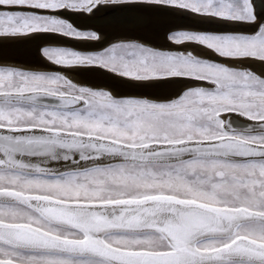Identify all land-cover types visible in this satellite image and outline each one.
Here are the masks:
<instances>
[{
    "label": "snow or ice",
    "instance_id": "obj_1",
    "mask_svg": "<svg viewBox=\"0 0 264 264\" xmlns=\"http://www.w3.org/2000/svg\"><path fill=\"white\" fill-rule=\"evenodd\" d=\"M107 2L0 0V36L97 40L62 14ZM148 2L224 30L165 37L184 51L129 43L43 47L41 57L211 87L118 98L60 72L0 67V264H264V77L186 47L264 63V22L250 0ZM224 112L255 127L226 125Z\"/></svg>",
    "mask_w": 264,
    "mask_h": 264
},
{
    "label": "bare ground",
    "instance_id": "obj_2",
    "mask_svg": "<svg viewBox=\"0 0 264 264\" xmlns=\"http://www.w3.org/2000/svg\"><path fill=\"white\" fill-rule=\"evenodd\" d=\"M251 4L253 6V12L257 17V20L260 21L262 17H264V0H251ZM0 10H6V9H0ZM62 15L64 16L65 19H68L69 22L72 23L76 28L79 25H77L75 21H84L91 18H97L106 15L101 19H97L96 23L83 25V26L80 24L81 26L79 27L81 29L92 30L97 34L99 39L93 41L102 40L106 35L107 36L110 35V37H112L110 39L112 40L111 43L122 42L128 44L129 43L142 44L143 46L149 48L166 50V51L185 50L184 48H178L175 45H171L166 41L165 37L172 31H177V30L221 31L223 29V27L218 23H208L206 21H200L198 18L192 16L191 14L180 12L171 7L160 6L153 3H144V2L142 3L137 1L123 2L119 4L116 3L114 4L113 2V4L108 3V5L101 4L99 8L94 9L88 15H85V13L84 14L63 13ZM188 26L194 27L195 29L190 28ZM229 27H234V26H229ZM240 27L245 31L248 30L247 26H240ZM32 36L34 35L16 36V37L0 36V59L2 58L14 59L17 61V62L16 61L0 62V66L21 67L24 69L26 68L27 70L32 68L33 69L32 71H34L37 68L38 69L41 68L38 66L35 67L31 64L32 62L34 63L41 62L42 64L46 63V60H44L41 57L39 52V49L42 47L43 44L38 45L39 43H37V41L35 42L32 40H28V41L26 40L28 38H31ZM49 45H51V47L62 46L61 44H56V43H49ZM186 47L188 48V50H191L194 55L200 58L203 59L218 58V56L214 55L213 52L208 51L206 49L194 45H188ZM75 50H79V49H75ZM220 63L225 64L229 67H233L238 70L250 71L257 76L264 77V63L258 60L244 59V60L234 61V60L221 58ZM78 67L79 68L72 67L67 69L77 70L81 75L66 74V73L64 74L62 73V74L67 76L78 86L87 87L93 90L102 89L109 93H115V96L116 93L124 92L127 95L130 94L128 93L130 91H141L142 89L139 88H141L142 86L139 85L148 84L146 88L149 89H144L148 93L152 92L150 90H156L160 92L155 96H150L147 94L148 97L156 98L158 100L160 99L168 100L174 98L177 94H179L184 86L188 87L189 85L193 87V86L201 85L199 83H195L189 80H170V81H166L167 83H165V81L163 83L136 82L113 75L111 73H108L106 71H103L95 67H88V66H78ZM156 84H163V85L159 87L152 86ZM97 87H104V88H97ZM131 93L133 94V92ZM220 119H222L226 125L228 121H232L233 125L238 127L248 124H252L253 127H255V124L253 122L247 121L244 117H241L235 113L224 112L220 114Z\"/></svg>",
    "mask_w": 264,
    "mask_h": 264
},
{
    "label": "water",
    "instance_id": "obj_3",
    "mask_svg": "<svg viewBox=\"0 0 264 264\" xmlns=\"http://www.w3.org/2000/svg\"><path fill=\"white\" fill-rule=\"evenodd\" d=\"M105 16H101V17H97V18H91V19L84 20V21H75V23L77 25H79L80 22H83V25L93 24V23H96L97 19H101V18H103ZM263 21H264V17H262L260 22H263ZM188 27L194 28V27H191V26H188ZM222 30H224V29H222ZM111 38L112 37H110V35H108V36L106 35L102 40H99V41H81V40H74V39H69V38H65V37H60V36L49 37L46 34H39V35L37 34V35H34L31 38H28L26 40L27 41L28 40H32V41H35V42L37 41V43H39L38 45L47 44V43H56V44H61V45L68 46V47L75 48V49H79V50H95V49L100 48L101 46L105 45L107 42L110 41ZM14 61H16V60H14V59H4V58L0 59V62H14ZM35 65H37L38 67L42 66L41 67L42 69L48 70V71H52V72H60V73H63V74L66 73V74H75V75L79 74V71H77V70L67 69V68H63V67H60V66L51 65V64H48V63H44L43 64L44 66L43 65H39V64H35ZM161 85H163V84H156V85H152V86L153 87H159ZM139 86H142L141 88H139V89H142L141 91H130V92H128L130 94H127V95H124V96H139V97H143V98L145 97V98H150L151 99V97H148L147 95H144V94L151 95V94L154 93V91H156V90H150V91H153V93L150 94L146 90H144V89H149V88H146V86H148V84L139 85ZM152 86H150V87H152ZM97 88H104V87H97ZM185 88H187V87L184 86L182 88V90H184ZM131 92H133V94ZM152 99H155V98H152ZM51 166L54 167V168L62 167L59 164H52Z\"/></svg>",
    "mask_w": 264,
    "mask_h": 264
},
{
    "label": "rangeland",
    "instance_id": "obj_4",
    "mask_svg": "<svg viewBox=\"0 0 264 264\" xmlns=\"http://www.w3.org/2000/svg\"><path fill=\"white\" fill-rule=\"evenodd\" d=\"M144 2V3H150V2H148V0H114V4L116 3V4H119V3H123V2ZM250 2H251V0H250ZM109 4H113V0H109V2H108ZM108 3H106V4H102V5H108ZM167 7V6H166ZM97 8H99V7H97ZM97 8H95V9H97ZM14 10H20V9H14ZM68 14H73V13H68ZM80 14H84V13H80ZM89 13H85V15H88ZM80 24L83 26V22H80ZM79 24V26H81ZM79 26H77V29L78 30H80V31H85V32H94V31H92V30H84V29H81ZM208 28V27H207ZM209 29V28H208ZM209 31H211V30H209ZM212 31H214V30H212ZM95 33V32H94ZM96 34V33H95ZM112 42V40H110L108 43H106V45H103V46H101L100 48H97V49H95V50H77V51H82V52H99V51H102L103 49H105V48H108V47H110L111 45H114V44H128V43H122V42H113V43H111ZM137 45H141V46H143L142 44H137ZM51 47V45H49V43H47V44H43L42 45V47L41 48H43V47ZM63 47H67V46H64V45H62ZM61 46V47H62ZM146 47V46H145ZM40 48V49H41ZM40 49H39V52H40ZM100 49V50H99ZM214 55H216L215 53H214ZM216 56H218V55H216ZM222 57H219L218 56V58H208L207 60H211V61H217V63H220V59H221ZM217 59V60H216ZM36 64H39V65H43L41 62H35ZM35 63L34 62H32L31 64L33 65V66H35V67H37V65H35ZM46 63H48L47 61H46ZM48 64H50V63H48ZM51 65H53V64H51ZM44 66V65H43ZM1 67V66H0ZM40 67H42V66H40ZM16 68H21V67H16ZM77 68H79V67H77ZM81 68V67H80ZM21 69H24V68H21ZM26 69V68H25ZM35 69V68H34ZM28 70H33L32 68H30V69H28ZM34 71H38V72H50V71H47V70H42L41 68H37V69H35ZM52 72V71H51ZM80 74V73H79ZM81 75V74H80ZM120 77V76H119ZM123 78V77H122ZM125 79H127V78H125ZM129 80V79H128ZM193 82H195V83H199V84H201L200 86H202V87H206V88H209V87H211V85H209V84H207V83H202V82H196V81H193ZM155 83V82H154ZM163 83V82H162ZM165 83H167L166 81H165ZM165 85H167V84H165ZM166 87V86H165ZM188 87H191V86H188ZM94 90H98V89H94ZM100 90H102V89H100ZM104 91V90H103ZM119 92H121V91H119ZM124 93V92H123ZM116 93V96H115V93H111L113 96H115V97H118V98H123V97H131V96H124V95H126V93ZM151 93H153V91L151 92ZM150 93V94H151ZM160 92H158V91H154V93L153 94H151L150 96H155V95H157V94H159ZM118 94V95H117ZM121 94V95H120ZM147 95V94H146ZM149 95V94H148ZM133 98H142L143 99V97H139V96H132ZM145 98V97H144ZM145 99H148V100H155V99H150V98H145ZM165 100V99H164ZM163 99L161 100H158V99H156V101H164ZM222 114V113H221Z\"/></svg>",
    "mask_w": 264,
    "mask_h": 264
}]
</instances>
